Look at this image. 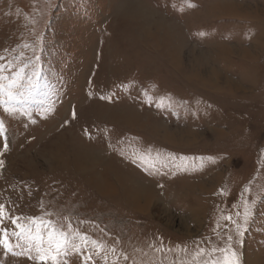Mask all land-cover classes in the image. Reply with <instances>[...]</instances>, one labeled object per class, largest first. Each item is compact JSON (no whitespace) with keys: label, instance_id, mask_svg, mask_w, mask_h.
Instances as JSON below:
<instances>
[{"label":"rangeland","instance_id":"374dc122","mask_svg":"<svg viewBox=\"0 0 264 264\" xmlns=\"http://www.w3.org/2000/svg\"><path fill=\"white\" fill-rule=\"evenodd\" d=\"M0 65V203L86 234L62 264H264V0H0Z\"/></svg>","mask_w":264,"mask_h":264},{"label":"snow or ice","instance_id":"6c2138e0","mask_svg":"<svg viewBox=\"0 0 264 264\" xmlns=\"http://www.w3.org/2000/svg\"><path fill=\"white\" fill-rule=\"evenodd\" d=\"M38 59V58H37ZM3 65H0V70L3 69ZM23 71V69H21ZM36 73L34 72L33 75ZM23 82L20 73H16L15 76L8 78L7 83H5V77L0 75V105L5 106V111L9 113L21 112L24 115H27L31 118V112L25 106V101L23 100ZM75 116V112H73ZM35 120H32V123H35ZM6 132L3 119H0V135H3ZM7 137L4 138L3 150H8ZM3 155V151H0V156ZM4 161L0 159V167H3ZM251 210L249 207H245L244 211V221L245 226L247 225L248 220L251 217ZM5 218L11 221L15 225V229L11 232V236L17 237V240L23 239L26 243L21 245L12 243L7 227L4 226ZM29 223H21V217L19 215L12 216L7 212L6 206L3 203H0V245L5 249V255L12 253L14 255L20 254L16 249H21L26 247L28 253L35 252V258L39 261H52L53 264H62L60 257L67 256L70 249L75 250L76 245L74 239L79 237L84 241H87V235H81L78 231H65L63 226H57L54 221L51 219L40 220L38 217H30ZM231 221L232 217L229 215L227 217ZM71 222L68 223V228L72 229ZM237 231L240 232L241 225L236 224ZM242 234V232L240 233ZM231 240V237L228 238ZM115 249H113V252ZM157 252L160 249H156ZM170 251V250H169ZM204 249H199L195 255L200 256L203 253ZM215 251V249L213 250ZM224 253L222 260H212L206 262V264H240L238 254L231 247L221 249ZM119 259V258H117ZM125 261L128 260V256L125 254L123 256ZM92 261V255L88 254L86 257L85 264ZM133 264L135 262L133 261Z\"/></svg>","mask_w":264,"mask_h":264},{"label":"bare ground","instance_id":"6f19581e","mask_svg":"<svg viewBox=\"0 0 264 264\" xmlns=\"http://www.w3.org/2000/svg\"><path fill=\"white\" fill-rule=\"evenodd\" d=\"M232 9H233V8H232ZM139 186H141V185H139ZM134 190L137 191V192H139V193H141V192H142V193L146 192L147 195H149V193H151L150 190H147V189L142 190L140 187H139V189L136 188V189H134ZM135 195H137V194H135ZM138 197H139V196H138ZM147 197H148V196H147ZM148 198H149V197H148ZM143 199H145V198H143ZM141 200H142V199H141ZM144 203H145V202H144ZM141 204H142V203H141ZM141 204H140V205H141ZM143 206H144V205H143Z\"/></svg>","mask_w":264,"mask_h":264}]
</instances>
